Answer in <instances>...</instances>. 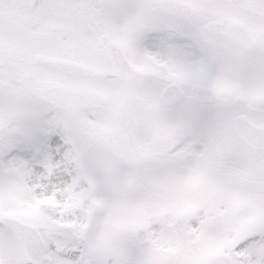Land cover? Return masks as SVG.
<instances>
[{"label": "snow or ice", "instance_id": "obj_1", "mask_svg": "<svg viewBox=\"0 0 264 264\" xmlns=\"http://www.w3.org/2000/svg\"><path fill=\"white\" fill-rule=\"evenodd\" d=\"M0 264H264V0H0Z\"/></svg>", "mask_w": 264, "mask_h": 264}]
</instances>
